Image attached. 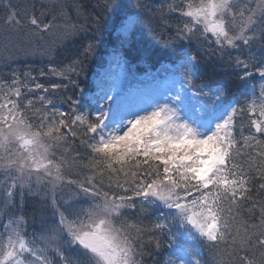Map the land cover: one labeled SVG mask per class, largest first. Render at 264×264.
Masks as SVG:
<instances>
[{
  "label": "snow or ice",
  "instance_id": "1",
  "mask_svg": "<svg viewBox=\"0 0 264 264\" xmlns=\"http://www.w3.org/2000/svg\"><path fill=\"white\" fill-rule=\"evenodd\" d=\"M182 2L185 7L179 14L190 19L179 29L183 39L190 41L199 32L204 39L211 38L221 54L226 49L250 48L257 39H264V32L257 33L264 24V0L256 9L249 8L245 0ZM6 22L22 26L13 10ZM27 23L35 32L52 27L51 22L44 23L35 15L28 17ZM133 23L129 19L124 30ZM91 51L92 45L86 47V54ZM255 59H235L234 67L241 70V80L253 75L250 67L264 80V60L253 63ZM180 67L182 84L189 85L193 95L216 100L224 95L219 87L205 92L206 85L197 88L192 83L198 70L195 55L184 51ZM75 72L73 66L63 71L52 69V74L59 77ZM61 87H45L29 73L23 80L14 73L9 85L0 81V98L4 101L0 103V176L7 186L4 195L14 198L17 191L30 187L32 179L53 188L64 182L67 161L64 154L56 157L55 150L70 137H77L74 128L79 126L84 129L81 143L93 157L84 165L92 176L85 182H67L77 185L90 198L89 208L81 209L72 219L58 213L68 247L58 245L51 256L36 239L25 238L23 217L0 224V264H142L138 245L145 229L131 222L117 223L122 210L136 208L133 201L137 199L142 205L161 210L153 229L148 231L163 232L171 218L188 226L210 246H223L231 259H222L221 264H264V201L252 195L253 179L264 181V84L259 96L253 94L243 101L244 107L237 101L211 116H200L188 105L182 109L184 101L179 95L164 93L140 103L125 101L118 94L115 111L97 105L91 113L79 110L80 99L69 97L72 108L65 112L45 95L25 97V93L55 92ZM101 98L114 99L109 92ZM37 102L44 111L35 108ZM246 114L247 124H239L238 118ZM105 180L109 191L102 190ZM112 189L131 195H119ZM256 191L264 193V183ZM50 240L56 242L54 238ZM149 242L160 246L154 236ZM74 250H79V255ZM173 264H185V260L177 259Z\"/></svg>",
  "mask_w": 264,
  "mask_h": 264
},
{
  "label": "trees",
  "instance_id": "2",
  "mask_svg": "<svg viewBox=\"0 0 264 264\" xmlns=\"http://www.w3.org/2000/svg\"><path fill=\"white\" fill-rule=\"evenodd\" d=\"M106 3H111L112 6L105 7ZM245 3L249 8L256 9L260 0H245ZM170 5L177 10H170ZM184 7L182 0H0V81L9 85L14 73L21 80L24 79L25 73H29L31 77L36 78V82L45 87L53 84L62 87L55 92L43 93L37 90L35 93H25L26 98L35 99L45 95L53 100L57 109H63L65 112L72 108L69 97L80 99L82 104L79 110L91 113L102 102L103 94L96 92L92 77L99 67L106 65L105 54L113 51L118 55L120 67L122 64L143 73L160 70L168 63L177 64L183 60L184 51H188L195 55L198 61L195 82L213 89L221 88L224 101L234 99L236 102L240 101V106L244 107L243 101L253 93L256 95L262 80L251 67L249 70L253 71V75L247 80H241V70L234 67L235 59L240 57L250 60L255 57L253 63L264 60V39H257L250 48L226 49L222 54L217 50V45L211 42V38L206 40L199 32L192 36L190 41L183 39L179 35V29L185 23H190L189 18L179 14V10ZM10 10L18 14L22 26L9 25L6 22ZM33 15L44 23L51 22V29L35 32L27 23L28 17ZM130 15L134 16L133 26L126 33L118 31ZM260 32H264V24L257 28V33ZM89 45H92V51L86 54L85 49ZM69 66L75 67L76 72L69 73L66 77L52 74V69L63 71ZM84 92L95 94L97 100L83 97ZM21 106L23 107V104ZM35 108L44 111L39 102L35 104ZM89 118L91 119V116ZM248 120L247 114L243 119L238 118L239 124H247ZM30 122H33L31 117ZM74 130L78 132V136L70 137L67 143L61 144L55 150V155H65L67 163L63 170L64 182H85L92 176V172L84 165L93 157L87 146L81 143L84 129L77 126ZM260 183L264 181L253 179L255 187L252 195L254 199L264 201V193L258 194L256 191ZM65 185L53 191L32 186L31 190L17 191L14 198L6 197V191H0L1 200L5 199L2 200L4 206L5 201L11 203L12 199L14 203L10 207L15 210L12 214L7 212L1 215L0 224L5 223L8 218L23 217L26 222V235H31L38 244L39 233L52 231L54 227L56 230L60 228L59 212L72 219L81 209L89 207L90 198L86 197L77 185L68 182ZM102 190L109 191L106 180ZM112 190L117 191L119 195H131V192ZM134 203L136 208L122 210V216L117 223L131 222L145 229L138 245L141 254L138 259L142 264H165L170 245L169 235L166 230L148 231L153 229L157 219L151 210L143 207L137 200ZM248 206L250 205H246ZM244 219L246 220L247 216ZM55 233V243L67 248L68 245L63 242L68 240L67 235L62 236L63 233L58 230ZM153 236L159 239L158 248L149 242ZM60 238L62 241H59ZM200 244L202 264H221L222 259H231L223 246L214 248L204 240ZM47 248L51 253L54 250ZM74 254L79 255V250H74ZM256 256L259 259V252Z\"/></svg>",
  "mask_w": 264,
  "mask_h": 264
},
{
  "label": "rangeland",
  "instance_id": "3",
  "mask_svg": "<svg viewBox=\"0 0 264 264\" xmlns=\"http://www.w3.org/2000/svg\"><path fill=\"white\" fill-rule=\"evenodd\" d=\"M129 19H132L134 21V16L130 15L128 18H126L123 24L118 29V31H121L122 33H126L133 26L134 23L127 31L124 30V25L128 22ZM104 57L107 58L106 65L98 68L96 74L93 75L92 80L94 86L97 88L96 92L98 94L100 93L104 94V92H109V94L113 96L114 98L113 100L102 99L101 100L102 102L99 104L105 107H111L113 111H115V107H116L114 100L118 94L121 97V99L133 103H140L149 98L157 97L161 93L170 95L172 97L179 95L181 99L184 101V104L181 105V108L183 109L184 105H188L189 107H194L196 112L200 116H206V115L211 116L213 112H215L216 115H219L230 105L236 103V100L234 99L230 101H224L223 96L220 98V100H216L214 97L209 98L207 96L193 95L192 92L189 91L190 86L182 84L183 69L180 67L182 60L179 61L177 64L168 63L167 64L168 66H165L164 68L157 71L154 70V71L139 73L135 69L129 67L127 68L122 64L120 67L119 66L120 63L118 61V55L113 51L105 54ZM194 79L195 78L193 77L192 83L195 84L197 88L204 86L203 84L196 83ZM262 84H264V80H262L260 83L259 89L256 93L257 96H259ZM210 90H215V89L213 88L210 89L209 87H205L204 89L205 92H208ZM82 95L83 97L88 98L90 100L93 101L96 100L95 94L91 92H85ZM3 102H4L3 99L0 98V103ZM4 179H5L4 177L0 176V189H2V192L7 191V186H5V183L3 182ZM66 183L67 181L62 182L55 188L58 189L60 186H64ZM29 184L30 187L25 189L31 190L32 186H36L37 189H41L44 187L47 191L48 190L53 191V189H55L52 187V185L47 184L43 181H37L35 179L29 181ZM2 200L4 201L5 199ZM2 200L0 198V216L7 212H10L11 214L14 213L15 210L10 207L13 206L14 203L12 202V199H10L11 203L5 201V206ZM137 201L139 202V204H141V202L138 199ZM96 203H99V201H96ZM142 206L145 207L146 209L151 210L154 213L155 218L158 220L161 211L160 209H158L156 206H149V205H142ZM163 211L167 213L168 210L163 209ZM9 219H19V218L12 217V218H8L7 221ZM7 221L5 223H7ZM57 230L61 233L60 228H57ZM57 230L56 227H54L52 231H43L42 234L39 233L38 234L39 247L42 248L44 245H49L50 248L55 249V247H57L58 245L56 243H51L50 236L55 238V234H56L55 232ZM165 230L169 235V239H170V245H169V250L165 264H173L174 260L181 258L185 260V264H194V262L196 261H198V264H202V260H201L202 250L200 247L201 246L200 242L203 241L202 238L195 235L194 232H190L188 226H185L184 224L177 221H171V218H169L168 228ZM0 231H2V229H0ZM24 232H25V228H24ZM52 232L53 234H49ZM61 235L64 236V233ZM6 238L7 237L5 236V239ZM26 239L29 240V237L27 236ZM60 240L61 238L59 239V241ZM67 241L68 240H64L63 242L66 243V245H68ZM48 254L49 256L52 255L51 252H48Z\"/></svg>",
  "mask_w": 264,
  "mask_h": 264
}]
</instances>
